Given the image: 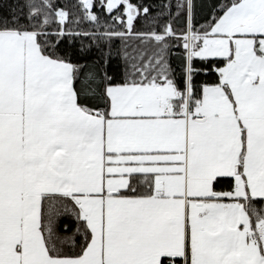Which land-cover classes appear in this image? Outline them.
I'll list each match as a JSON object with an SVG mask.
<instances>
[{
  "label": "snow or ice",
  "instance_id": "snow-or-ice-1",
  "mask_svg": "<svg viewBox=\"0 0 264 264\" xmlns=\"http://www.w3.org/2000/svg\"><path fill=\"white\" fill-rule=\"evenodd\" d=\"M0 264H264V0H0Z\"/></svg>",
  "mask_w": 264,
  "mask_h": 264
}]
</instances>
